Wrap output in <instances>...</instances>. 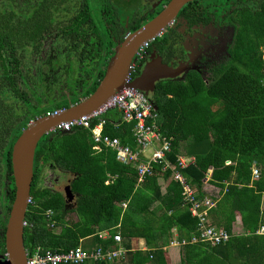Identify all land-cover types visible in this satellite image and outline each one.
Returning <instances> with one entry per match:
<instances>
[{"label":"trees","instance_id":"16d2710c","mask_svg":"<svg viewBox=\"0 0 264 264\" xmlns=\"http://www.w3.org/2000/svg\"><path fill=\"white\" fill-rule=\"evenodd\" d=\"M41 33L40 22L27 25L26 0H0V88L7 92L10 86L9 92L16 94L21 78L17 70L27 45ZM238 41L227 74L209 85L200 77L159 82L154 104L162 133L173 139L168 161L177 165L178 155L195 156L196 164L179 172L199 197L208 196L207 185L218 188L213 225L233 234L239 216L242 234L216 247L194 242L201 239L198 219L184 203L173 169L163 171V165L154 164V175L137 187V168L120 163L112 150L97 154L91 131L77 127L43 141L45 148L35 156L33 181L46 175L51 165L60 168L72 175L69 184L78 199L77 207L69 211L63 194L49 188L34 191L32 186L35 204L28 207L24 232L29 256L39 248L111 249L117 246L113 237L120 232L128 253L113 264H264V234L257 233L264 226V11L260 18L244 23ZM106 118L105 135L136 146L134 123ZM253 167L261 170L258 180H253ZM123 203L128 204L126 209L120 206ZM48 211L54 213L51 219ZM70 212L78 220H70ZM102 231H110L112 237L100 239ZM140 239L146 250L136 246ZM175 239L186 242L178 249V262L165 249Z\"/></svg>","mask_w":264,"mask_h":264},{"label":"flooded vegetation","instance_id":"af4514ba","mask_svg":"<svg viewBox=\"0 0 264 264\" xmlns=\"http://www.w3.org/2000/svg\"><path fill=\"white\" fill-rule=\"evenodd\" d=\"M172 2L26 0L27 25L40 22L42 33L27 45L23 65L17 70L21 78L17 80L16 94L9 92L10 86L7 92L0 88V259L6 254V232L16 197L13 152L18 138L37 119L47 117L48 108L58 106L57 111L63 112L91 96L119 46L143 30ZM263 11L264 0L188 1L149 45L146 56L137 63L133 79L160 59L176 75L164 80L184 82L190 77H200L209 85L216 77L227 74L225 69L234 63L233 51L244 23L260 18ZM159 82L154 93L149 94L151 99ZM31 115L35 118L30 119ZM61 132L51 130L43 136L35 156L45 148L43 141L55 139ZM63 174L68 173L52 165L47 167L46 175L33 181L34 191L49 188L65 197L66 186L63 190L60 183ZM77 199L75 195L72 203H66V210L73 211Z\"/></svg>","mask_w":264,"mask_h":264},{"label":"built area","instance_id":"2783aa9c","mask_svg":"<svg viewBox=\"0 0 264 264\" xmlns=\"http://www.w3.org/2000/svg\"><path fill=\"white\" fill-rule=\"evenodd\" d=\"M156 36L144 41L140 45L136 59L130 66V74L126 83L134 80L133 73L135 72L137 63L146 56L149 45L154 41ZM113 110H115L117 118L121 123L135 124L133 134L137 149L123 144L118 137L104 134L105 126L109 122V118L106 117H110V113ZM60 112L50 111L47 116L53 117ZM110 119L114 120L111 117ZM93 123L94 126H92ZM77 127L91 131L95 143L93 149L97 154L104 149H109L116 153V159L123 165H134L137 168V187L142 186L147 177L154 175V164L163 165V171L173 169L175 171V180L183 188V201L186 205H190L189 211L191 215L198 219V231L201 233V239L195 238L194 242L209 243L212 247H216L226 244L232 238L233 234L224 228H217L211 221V211L217 205L215 197H199L188 182L187 177L182 172H179V169L185 170L195 165L197 162L196 157L180 154L177 156V165L168 161V155L173 153V139L168 138L162 133L155 104L145 92L132 87H125L120 92L110 96L96 110L77 119L62 122L52 130L69 132ZM148 151L149 155L147 154ZM230 164V161L227 162V165ZM260 175V168L253 167V180H258ZM28 204L29 206L35 204L33 198L28 200ZM127 205V203H123L120 206L126 209ZM46 215L51 219L54 213L53 211H48ZM24 226H28L27 221L24 222ZM257 233L264 234V226ZM98 236L102 240H108L112 237L109 231L101 232ZM113 239L117 243V246L111 249L97 247L86 251L81 245L71 249L69 252H59L57 250L39 248L32 256H29L27 250V264H89L90 262L113 264L117 260L125 258L128 253V249L123 246V237L120 232ZM185 243L184 241L182 244ZM182 244L175 239L171 243V246L180 247ZM5 255L2 257V261L6 259Z\"/></svg>","mask_w":264,"mask_h":264},{"label":"water","instance_id":"95a60500","mask_svg":"<svg viewBox=\"0 0 264 264\" xmlns=\"http://www.w3.org/2000/svg\"><path fill=\"white\" fill-rule=\"evenodd\" d=\"M188 1L191 0H173L167 10L147 24L143 30L138 31L130 39L131 41L129 40L123 46H119L116 55L109 63L105 77L91 96L56 116L37 119L18 138L13 152L16 197L6 232V259L2 261L1 258L0 264H27L24 219L29 207L28 200L32 198L35 151L40 139L51 132L58 124L96 110L110 96L115 95L125 87H132L149 95L154 93L157 82L174 78L176 75L171 72L173 71L172 68L163 64L159 59L157 63L148 65L139 78L126 83L130 73L129 66L135 51L144 41L155 37ZM146 85H149L150 88ZM155 109L157 110L156 107ZM211 173L212 168L209 169L206 180H208ZM65 193L66 203H72L75 194L70 184L66 186Z\"/></svg>","mask_w":264,"mask_h":264},{"label":"rangeland","instance_id":"374dc122","mask_svg":"<svg viewBox=\"0 0 264 264\" xmlns=\"http://www.w3.org/2000/svg\"><path fill=\"white\" fill-rule=\"evenodd\" d=\"M110 116H112V117H114V118H117V115H116V112H115V110H113L111 113H110ZM58 141H60V139L59 140H57L56 142H58ZM137 147V146H136ZM183 148V147H182ZM183 150V149H182ZM147 154L149 155V151L147 152ZM50 174V172H47V175H49ZM60 183H61V185L63 186V190H64V187L65 186H67L68 184H69V182L72 180V176H71V174H63L61 177H60ZM213 193H214V197H218L217 196V191L216 190H214L213 191ZM208 195H209V193H208ZM220 196V195H219ZM68 218L70 219V220H73V221H76V220H78V216H77V214L76 213H72V214H70L69 216H68ZM140 241H138V244L136 245L137 247H140V249H143V250H145L146 249V245H145V243L143 244V245H140V243H139ZM145 242V241H144ZM83 247V246H82ZM170 248H175L174 250H173V253L171 252V250H170ZM168 252H169V254L171 255V257H172V259L174 258V254L176 255V258H175V260L178 262V259H179V254H178V249H179V247H172L171 245L169 246V247H167V248H165ZM174 261V260H173ZM172 262V261H171ZM170 262V264H173V263H171ZM117 264V263H116Z\"/></svg>","mask_w":264,"mask_h":264},{"label":"crops","instance_id":"0c3cea01","mask_svg":"<svg viewBox=\"0 0 264 264\" xmlns=\"http://www.w3.org/2000/svg\"><path fill=\"white\" fill-rule=\"evenodd\" d=\"M152 101L154 102V98H152ZM112 119H114V120H119L118 118H114V117H112V116H110ZM133 149H137V147L135 146V147H133ZM214 190H216L217 191V196L218 197H220L219 195H220V193H219V189L218 188H215V187H213V186H211V185H207L206 186V191L209 193V195L208 196H213L214 195V193H213V191ZM239 220H240V217L238 216L237 218H236V222L234 223V227H233V235H240V234H242V227H241V225H240V223H239ZM212 221V220H211ZM102 232H108V231H102ZM101 233V232H100ZM109 233H110V231H109ZM140 245H143L145 242H144V240L142 239H140ZM138 244V243H137ZM136 244V245H137ZM175 248H170V250H171V252L173 253V250H174ZM178 252H179V250H178ZM175 258H176V255L174 254V258H173V260L174 261H176L175 260Z\"/></svg>","mask_w":264,"mask_h":264},{"label":"clouds","instance_id":"9594fccd","mask_svg":"<svg viewBox=\"0 0 264 264\" xmlns=\"http://www.w3.org/2000/svg\"><path fill=\"white\" fill-rule=\"evenodd\" d=\"M69 185V184H68ZM142 240V239H141ZM140 241V240H139ZM145 245H146V243H145ZM139 249H140V247H139ZM141 250H143V249H141ZM146 250V249H145Z\"/></svg>","mask_w":264,"mask_h":264},{"label":"bare ground","instance_id":"6f19581e","mask_svg":"<svg viewBox=\"0 0 264 264\" xmlns=\"http://www.w3.org/2000/svg\"><path fill=\"white\" fill-rule=\"evenodd\" d=\"M79 118V117H78ZM77 119V118H76Z\"/></svg>","mask_w":264,"mask_h":264}]
</instances>
